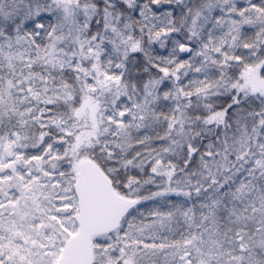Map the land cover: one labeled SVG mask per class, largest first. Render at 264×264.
<instances>
[{
  "label": "snow or ice",
  "instance_id": "1",
  "mask_svg": "<svg viewBox=\"0 0 264 264\" xmlns=\"http://www.w3.org/2000/svg\"><path fill=\"white\" fill-rule=\"evenodd\" d=\"M0 264H264V0H0Z\"/></svg>",
  "mask_w": 264,
  "mask_h": 264
}]
</instances>
